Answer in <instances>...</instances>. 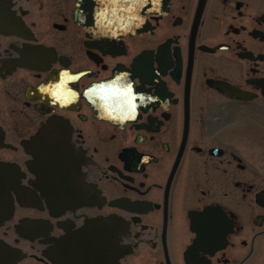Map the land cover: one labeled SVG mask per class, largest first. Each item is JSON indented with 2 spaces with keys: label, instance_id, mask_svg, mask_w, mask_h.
Instances as JSON below:
<instances>
[{
  "label": "flooded vegetation",
  "instance_id": "1",
  "mask_svg": "<svg viewBox=\"0 0 264 264\" xmlns=\"http://www.w3.org/2000/svg\"><path fill=\"white\" fill-rule=\"evenodd\" d=\"M145 10L0 0V264H264V0Z\"/></svg>",
  "mask_w": 264,
  "mask_h": 264
},
{
  "label": "water",
  "instance_id": "2",
  "mask_svg": "<svg viewBox=\"0 0 264 264\" xmlns=\"http://www.w3.org/2000/svg\"><path fill=\"white\" fill-rule=\"evenodd\" d=\"M146 1V10L148 13L158 14L163 13L165 11L166 5L168 3V0H138V7L139 3ZM136 21L139 25V18H141V15L137 13L135 16ZM131 20H134V16H131ZM133 22V21H132ZM39 137H36V139ZM41 138V137H40ZM39 147L41 149L38 151L33 152V155L35 156V159L39 164H42V166L45 169H48L50 166H52L55 163V160L52 159L53 151L47 146L39 144Z\"/></svg>",
  "mask_w": 264,
  "mask_h": 264
}]
</instances>
